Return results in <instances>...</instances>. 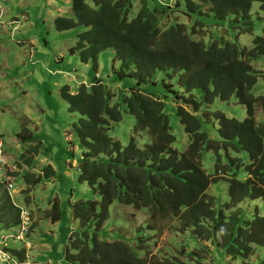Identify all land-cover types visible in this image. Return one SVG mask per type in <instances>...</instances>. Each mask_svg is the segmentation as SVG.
Listing matches in <instances>:
<instances>
[{
    "label": "trees",
    "instance_id": "obj_1",
    "mask_svg": "<svg viewBox=\"0 0 264 264\" xmlns=\"http://www.w3.org/2000/svg\"><path fill=\"white\" fill-rule=\"evenodd\" d=\"M166 2L91 0L89 5L86 0H71L75 20L55 21L59 33L84 30L68 51L70 56L95 65L98 55L111 49L121 65L120 77L136 81L122 103L112 107L111 95L101 81L81 86L76 94L66 86L60 89L70 114L80 117L74 126L84 150L80 181L101 199L99 204L89 201L74 207L83 230L76 241L71 240L68 264H178L169 259H142L126 240L109 243L101 225L116 202L145 212L151 221L177 219L181 230L191 229L193 235L208 239L232 258L254 254L253 246L264 250V214L252 206L256 201L264 203V121L259 123L256 118V108L264 115V88H257L261 75L252 64L260 61L264 65V31L254 37L251 48H242L239 42V36L254 34L257 22L264 19L252 11L253 4L259 3L264 13V0H175L174 7L189 16L192 25L169 22L172 12ZM134 5L138 9L132 14ZM205 7L208 11L203 13ZM193 15L202 19H193ZM205 23L230 27L236 40H215L210 45L209 38L196 40L197 25L204 27ZM159 81L168 89L166 98L176 105L188 137L184 152L174 148L176 137L165 112V99L144 88ZM232 102L246 111L243 120L224 112L223 107ZM124 109L137 121L126 148L111 136L114 125L123 121ZM135 134H144L145 143L140 145L144 139L134 138ZM18 138L23 144L33 142L31 135ZM207 151L216 155L214 175L203 166ZM241 154L248 156L247 163ZM243 171L246 176L240 177ZM55 176L53 167L45 170L44 179ZM221 180L229 183L225 204L209 193L212 183ZM237 206L239 214L226 215ZM59 208L55 204L49 215L56 223L62 220ZM15 209L18 219L9 229L22 223L21 210ZM33 228L34 223L27 238ZM136 246L140 248L141 241ZM25 254L14 252L20 259H26Z\"/></svg>",
    "mask_w": 264,
    "mask_h": 264
},
{
    "label": "rangeland",
    "instance_id": "obj_2",
    "mask_svg": "<svg viewBox=\"0 0 264 264\" xmlns=\"http://www.w3.org/2000/svg\"><path fill=\"white\" fill-rule=\"evenodd\" d=\"M8 2L10 0H0L4 13L2 22L5 24L19 20L20 26L15 34H10L11 27L3 26L8 29L11 41L0 36V47L9 54L6 59L5 53L0 51V83H4L9 89L8 93L4 89L0 91V136L4 140L3 156L7 162L17 167V173L0 175V241L3 236H6L5 240L10 239L13 231L21 230L22 223L18 228H8L18 219L15 207L21 210L22 220L21 208H26L28 225L31 222L29 228L32 223L34 228L22 243L8 242L6 250L0 251V264H68V251L72 250V242L77 240L81 229L83 230L74 207L89 201L99 204L101 199L87 184L80 181L84 150L74 131L80 117L70 114L68 104L60 96V89L66 86L76 94L81 86H89L94 80L101 81L111 95L109 104L112 107L122 103V98L129 94L136 81L120 77L121 65L111 49L98 55L95 65L91 61L83 64L78 56L69 55L68 51L75 46L78 36L84 30L77 28L59 33L56 31L55 21L63 17L74 19L70 2L65 4L62 0H54L57 5L50 6L48 0H12L10 7L13 2L18 7L13 6V12L7 16L5 5ZM86 3L91 5V0H86ZM166 3L171 6L172 12L169 22H190L189 25H192L190 17L174 7L175 0ZM58 7L62 8V13L56 15ZM137 9L138 6L134 5L132 14ZM252 9L264 17V13L259 10V3H254ZM202 11L204 13L208 8H202ZM196 17L202 19L199 15H193V19ZM263 31L264 19L257 22L254 34L239 36L241 47L251 48L254 37L263 34ZM234 35L235 31L230 27L215 24L209 27L205 23L204 27L197 25L194 38L204 42L209 38L207 45H210L215 40L235 41ZM252 64L261 75L257 88L262 90L264 65L260 61ZM158 79L160 80V76ZM9 80L10 84L7 82ZM144 88L148 93H155L165 99V112L170 120L171 131L176 137L174 148L179 152L186 151L188 137L177 116L176 105L166 98L169 94L164 82L159 81L156 86L149 84ZM223 110L228 116L239 120L246 116V111L234 102L225 105ZM122 117L123 121L114 125L111 136L126 148L130 144L137 121L125 109ZM256 118L259 123L264 121L260 107L256 108ZM20 134L31 135L33 142L20 143ZM135 137L144 139L140 145L145 143L144 134H135ZM240 156L248 162L246 154ZM221 158L226 159L224 152H221ZM28 161L32 164H25ZM216 165L214 152H205L203 166L209 174H215ZM50 166L55 170L56 176L48 181L44 179V175ZM243 176H246L244 171L240 172V177ZM3 177H12L15 180L12 194L1 186ZM38 179H42V183L37 184ZM209 193L221 204H225L229 201V183L223 180L212 183ZM55 204L60 206L62 213V220L58 223L49 216L54 213ZM252 206L254 209L258 207L260 213L264 214V203L256 201ZM240 209L238 206L230 208L226 215L239 214ZM31 212L33 219L30 218ZM98 213L101 214V208H98ZM105 218L107 221L104 223L103 220L101 229L107 232L108 242L126 240L142 259H169L178 261V264H264L262 248L253 246L254 254L246 258H232L222 248L212 246L208 239L193 235L191 229L185 232L181 230L182 224L177 219L168 217L151 221L145 212L122 207L117 202ZM28 225L25 228L26 233L29 230ZM140 241L141 246L138 248L136 245ZM16 251H25L26 259L15 256Z\"/></svg>",
    "mask_w": 264,
    "mask_h": 264
},
{
    "label": "built area",
    "instance_id": "obj_3",
    "mask_svg": "<svg viewBox=\"0 0 264 264\" xmlns=\"http://www.w3.org/2000/svg\"><path fill=\"white\" fill-rule=\"evenodd\" d=\"M4 19V13L3 10L1 9V4H0V24H2L1 26H7V27H11L10 29V34L12 33H16L19 26H20V21L19 20H13L10 21L8 23H3L2 20ZM15 36V35H14ZM3 139L0 138V175H13L17 173V167L13 164H10L9 162H7L3 156ZM2 184L4 186V188L6 189V191H8L9 194H12L15 190V180L12 177H8L2 178ZM22 209V215H23V220H22V226H21V230L20 231H13L12 232V238L5 240L6 236H3L2 240L0 241V251H5L6 248L8 247V242L9 241H17V242H22L25 240L27 234L29 233V226L31 224V222L28 225V218L26 219L27 214L26 213V208H21ZM25 216H24V214ZM31 218V216H30ZM22 219V217H21ZM28 225L29 230L27 231V233L25 232V228ZM4 248V249H2Z\"/></svg>",
    "mask_w": 264,
    "mask_h": 264
},
{
    "label": "crops",
    "instance_id": "obj_4",
    "mask_svg": "<svg viewBox=\"0 0 264 264\" xmlns=\"http://www.w3.org/2000/svg\"><path fill=\"white\" fill-rule=\"evenodd\" d=\"M12 0H10V2H11ZM15 1H17V0H15ZM10 2H8L6 5H5V8L7 9V16L8 15H10L12 12H13V6L14 7H18L17 6V4L16 3H14L13 2V6L12 7H10V5L12 4V2L10 3ZM71 3V0H62V3H65V4H68V3ZM48 3H49V5L51 6V5H53V4H55V5H57L56 3H54V0H48ZM62 8L61 7H58V9H56V12H57V14L56 15H58V13L60 12V11H62L61 10ZM60 13H62V12H60ZM64 18V17H63ZM66 18V17H65ZM0 36H4L5 38L7 37V39L9 40V41H11V38H10V35H9V31H8V29H6L5 27H3V26H0ZM18 37V36H17ZM22 41H24V40H22ZM0 51L2 52H4L5 53V58L7 59V57H8V52L7 51H5V50H3V48H1L0 47ZM23 67L25 68L26 67V64H24L23 65ZM2 76V78H3V74L1 75ZM62 77V79H61V82L63 81V76H61ZM9 84H10V82H11V80H9V81H7ZM59 85V84H58ZM5 90V92L6 93H8L9 92V89H8V87L4 84V83H0V91L1 90ZM0 138H2L1 136H0ZM3 139V138H2ZM3 142H4V140H3ZM16 142H17V139H16ZM18 144H20V143H18ZM33 251V250H32Z\"/></svg>",
    "mask_w": 264,
    "mask_h": 264
},
{
    "label": "clouds",
    "instance_id": "obj_5",
    "mask_svg": "<svg viewBox=\"0 0 264 264\" xmlns=\"http://www.w3.org/2000/svg\"><path fill=\"white\" fill-rule=\"evenodd\" d=\"M2 185H3V184H2ZM3 187H4V186H3ZM4 189H5V188H4ZM22 242H23V241H22ZM22 242H21V243H22ZM17 243H18V242H17Z\"/></svg>",
    "mask_w": 264,
    "mask_h": 264
}]
</instances>
